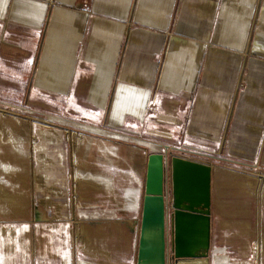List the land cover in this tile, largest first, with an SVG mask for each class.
<instances>
[{"label": "crops", "instance_id": "0c3cea01", "mask_svg": "<svg viewBox=\"0 0 264 264\" xmlns=\"http://www.w3.org/2000/svg\"><path fill=\"white\" fill-rule=\"evenodd\" d=\"M2 104L0 117L18 115L15 104L41 108L43 144L57 151L59 170L37 175L49 218L41 251L0 227V264H135L153 153L212 168L209 263L250 264L213 240V181L232 182L226 169L241 182L250 174L258 217L244 228L257 230L264 0H0ZM23 207L0 188L1 213ZM64 221L77 226L81 252L59 236ZM166 228L169 236L168 216Z\"/></svg>", "mask_w": 264, "mask_h": 264}, {"label": "rangeland", "instance_id": "374dc122", "mask_svg": "<svg viewBox=\"0 0 264 264\" xmlns=\"http://www.w3.org/2000/svg\"><path fill=\"white\" fill-rule=\"evenodd\" d=\"M15 105L19 107L16 111L18 115L1 111L0 126L7 127L10 133L8 136L0 134V188L20 199L24 207L13 215L0 212V227L16 228L20 237L35 240L34 249L41 251L40 243L36 240L42 238V222L49 218L42 215L45 193L43 188L38 187L37 175H44V181L56 176L59 170L58 155L57 151L48 152L43 144L41 132L44 126L42 119L38 118L41 108L35 106L34 112H27L25 107L20 108L21 104ZM165 157L168 168L170 156ZM226 170L235 172L237 176L230 183L219 181L217 177L213 181V240L219 242L225 252L250 255V264H264V214L259 216L261 219L257 230L244 228L248 224L254 227L257 222L258 216L251 213L255 207L251 195L255 196L256 185L252 184L250 174L245 176L246 182H241L243 180L238 172ZM167 181L169 183L168 170ZM166 195L169 198L168 184ZM64 223L65 229L58 232L59 236L72 239L75 250L81 252L77 226L68 221Z\"/></svg>", "mask_w": 264, "mask_h": 264}, {"label": "water", "instance_id": "95a60500", "mask_svg": "<svg viewBox=\"0 0 264 264\" xmlns=\"http://www.w3.org/2000/svg\"><path fill=\"white\" fill-rule=\"evenodd\" d=\"M166 161L161 153L147 158L135 264H210L212 168L177 156L167 168Z\"/></svg>", "mask_w": 264, "mask_h": 264}, {"label": "built area", "instance_id": "2783aa9c", "mask_svg": "<svg viewBox=\"0 0 264 264\" xmlns=\"http://www.w3.org/2000/svg\"><path fill=\"white\" fill-rule=\"evenodd\" d=\"M168 204V203H167ZM168 206V205H167ZM168 208H169V206H168Z\"/></svg>", "mask_w": 264, "mask_h": 264}]
</instances>
